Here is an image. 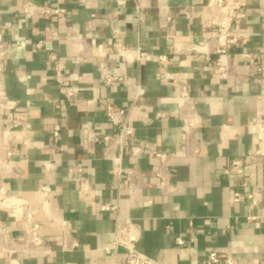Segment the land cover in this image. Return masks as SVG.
I'll use <instances>...</instances> for the list:
<instances>
[{"label": "crops", "instance_id": "1", "mask_svg": "<svg viewBox=\"0 0 264 264\" xmlns=\"http://www.w3.org/2000/svg\"><path fill=\"white\" fill-rule=\"evenodd\" d=\"M62 4L68 8L61 17H28L21 10L22 0H0V22L10 42L5 64L4 85L10 97L18 101L11 111H0L5 120L19 118L31 122L30 140L25 150L16 144L14 159L20 174H6L4 183L33 204H39V186L52 187L48 212L58 220L41 215L49 252L21 251L22 264H125V250L111 251L123 218L135 225L137 246L158 264H214L210 250L227 253L231 264H264V160L247 165L242 174L226 175L224 168L234 157L247 156L258 148L254 122L264 116V76L250 74L249 62L239 55L248 49L264 52V0H240L246 17L235 21L232 31L246 39L233 48L234 68L239 76L219 78L213 71L216 54L179 48L163 28L162 0H33ZM144 4L138 18L136 5ZM174 13V32L184 46L205 40L210 33L206 24L208 0H169ZM191 15H187V13ZM116 14L123 40L142 46L153 54H165L166 64L151 60L144 64L127 63L108 51L113 38L109 20ZM95 45V51L80 57L69 40L55 38L54 30L64 32L66 25ZM40 47L36 43L41 39ZM56 52L65 61V72L79 86V96L66 101L54 81L50 54ZM104 63L113 74L129 78L112 86L100 79L98 65ZM171 71L189 85L200 123L194 129L200 144L198 153L187 154L172 80L163 76ZM20 76L24 79H20ZM140 86L144 93L135 101ZM89 98H107L122 107L132 108L131 121L136 128L142 152L123 158L124 165L141 169L137 188L131 191L124 178L112 172L104 144L85 145V133L93 128L98 134H116L99 103ZM59 101L61 107H56ZM61 124L60 142L64 150L51 149V128ZM0 126V139L2 136ZM172 154L169 159L170 185L167 191L156 174L153 151ZM114 153L119 148L114 146ZM6 150L0 145V158ZM51 159L55 167L46 170L43 162ZM81 172L70 174L71 166ZM86 180L89 195L79 191ZM253 194L255 203L244 198L233 201L231 191ZM151 200L147 203L146 201ZM116 209H103V204ZM24 208L0 205V218L21 235ZM259 216L256 221L249 214ZM66 221L69 241L78 246L62 248ZM184 243L176 241L177 236ZM0 264H7L0 252ZM224 264V263H221Z\"/></svg>", "mask_w": 264, "mask_h": 264}, {"label": "built area", "instance_id": "2", "mask_svg": "<svg viewBox=\"0 0 264 264\" xmlns=\"http://www.w3.org/2000/svg\"><path fill=\"white\" fill-rule=\"evenodd\" d=\"M20 10L28 17L40 15L43 17H61L65 19L68 14V8L62 4L38 3L33 0H22ZM160 10L163 15V28L167 36L173 37L176 40L179 48H186L194 52L213 51L216 57L213 62V71L221 79H226L230 76H239L234 68L235 53L233 48L240 42H243L246 37L243 34H236L232 31L236 20L246 17L247 10L243 7L240 0H208L206 8V24L210 28L209 36L197 43H190L189 46H184L180 38L174 32V13L169 0H162ZM138 18H141L144 13V4L139 2L136 5ZM189 14V12L187 13ZM109 20L113 32V38L108 43V51L111 54L123 58L127 63L144 64L151 60H159L166 64L167 56L165 54H153L142 46H131L122 38V29L118 25V17L116 14H110ZM55 38H65L70 41L72 46L78 51L80 57L84 58L91 55L95 51V45L77 32L71 24H67L64 32L54 30L52 32ZM44 39L41 38L36 46L40 47ZM10 51V42L4 32L0 22V111H11L18 107V101L10 97L4 85L5 81V64ZM242 58L246 59L250 64V74H259L264 76V52L258 54L242 49L239 52ZM54 81L59 86L61 95L66 101H74L79 96V86L73 83L66 74L65 61L53 52L50 54ZM100 70L99 79L106 86H112L118 81L129 82V78H124L121 75L113 74L108 66L104 63L98 65ZM163 76L167 80H172L175 96L177 98L178 109L183 120L182 134L184 137V148L187 154L198 153L200 144L195 139L193 134L194 129L200 123L199 115L193 100L191 89L187 82L177 77L171 71L165 70ZM20 79H24L20 76ZM144 90L138 86V92L135 97L137 101ZM99 103L108 117L109 121L116 127V134L100 135L93 128H89L85 133V145L92 147L98 142H102L105 147L106 156L112 162V172L119 178H124L128 183L131 191L137 188L138 181L142 175L141 169L132 166L124 165L122 160L125 157H135L141 152V146L137 142L136 128L131 121L132 108L122 107L115 104L107 98H89L87 103ZM56 107H61L59 101H54ZM256 130V138L258 148L247 156L234 157L229 164L224 168V173L229 176L242 174L247 165L264 160V116L257 121H250ZM0 126H2V136L0 145L5 148L6 155L0 158V205L7 208H24L22 218L21 235H16L7 224L0 218V252L5 254L7 264H22L16 254L25 252H44L48 253V239L45 236L43 221L41 215L47 219L58 220L57 216L48 212L49 195L52 192V187L47 184L39 186L38 192L40 195L39 204H33L28 199L24 198L19 192L11 190L3 181L6 174H20V167L17 160L14 159L16 144L21 145V148L27 149L30 145V140L27 132L31 129L32 124L28 120L13 118L5 120L0 116ZM51 149L53 152L64 150V145L60 142L61 124L56 123L51 128ZM117 146L119 153H114L113 148ZM172 154L162 149L153 151V157L157 160L156 174L160 178L162 187L165 191L171 188L170 185V167L169 159ZM46 170H51L55 167V163L51 159H46L43 162ZM80 166H71L70 174L81 172ZM90 186L86 180L80 182L79 191L85 196L89 195ZM233 201H241L247 198L251 204L255 203L253 194L245 193L240 189L231 191ZM147 203L151 200L146 201ZM103 209H116L117 206L112 204H103ZM248 219L256 221L258 225L259 216L257 214H249ZM63 230L62 248L64 250H72L78 246L76 241L70 242L68 237V228L66 221L61 220ZM137 234L133 220L129 217L123 218L119 232L112 245L107 246L106 250L123 248L125 250V264H158V262L147 253L140 250L137 246ZM176 241L179 244L184 243L182 236H177ZM209 260L214 264H231L232 258L225 252L218 250H210L208 253ZM61 264H77L75 262L66 261Z\"/></svg>", "mask_w": 264, "mask_h": 264}]
</instances>
